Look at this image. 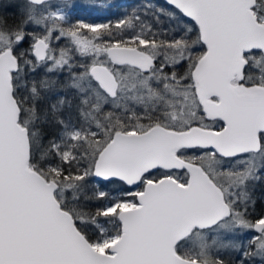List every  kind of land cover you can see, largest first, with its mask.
Listing matches in <instances>:
<instances>
[{
	"label": "snow or ice",
	"instance_id": "snow-or-ice-1",
	"mask_svg": "<svg viewBox=\"0 0 264 264\" xmlns=\"http://www.w3.org/2000/svg\"><path fill=\"white\" fill-rule=\"evenodd\" d=\"M166 2L179 37L5 5L0 264H264V0Z\"/></svg>",
	"mask_w": 264,
	"mask_h": 264
},
{
	"label": "rangeland",
	"instance_id": "rangeland-1",
	"mask_svg": "<svg viewBox=\"0 0 264 264\" xmlns=\"http://www.w3.org/2000/svg\"><path fill=\"white\" fill-rule=\"evenodd\" d=\"M12 2L14 0H0V15H3L5 5H9ZM69 3L75 5V8L65 9V12L73 23L77 20H83L86 23H110L114 25L119 19L129 18L134 14L142 17L140 10L137 9L138 5H140L139 0H83V2L78 0L69 1ZM91 5H96L97 7L92 8L90 7ZM135 23L139 24L138 21ZM136 30L139 31V27ZM82 31L88 32L87 29ZM128 34H130L129 30H125L124 35L127 36ZM73 116L75 117L76 113ZM225 167L227 168L229 165H225ZM252 235L253 233L249 232L243 237L245 245H247L248 237Z\"/></svg>",
	"mask_w": 264,
	"mask_h": 264
},
{
	"label": "trees",
	"instance_id": "trees-1",
	"mask_svg": "<svg viewBox=\"0 0 264 264\" xmlns=\"http://www.w3.org/2000/svg\"><path fill=\"white\" fill-rule=\"evenodd\" d=\"M53 3H59L61 1L58 0H52ZM83 2V0H82ZM140 5H138L137 9L140 10L143 19L152 22L153 25L155 26L154 23V18L149 15V16H145V5H151V8L153 11H155L157 8H163L166 11L169 12H173V13H177V17L179 18V20L182 22L180 24L177 23V17H172V16H164L161 15L160 16V20H161V24L158 26L164 30H166L169 35L166 37L167 39H171L173 36L175 37H179L181 35V31L180 29L183 27V23H187V24H193L190 20L185 19L181 14L178 13V11H176L175 9L171 8L170 6L166 5L165 3H163L160 0H139ZM3 15L8 19L9 23H11L13 21V15H12V11L11 9H5L4 8V12ZM113 31L116 32L117 30H115L113 28ZM88 36H92V33L90 32H85ZM124 35V33H123ZM105 40H108V37L105 36L104 37ZM181 71H183V69H181ZM40 75H42V71L38 70L37 74H36V78L39 79ZM69 99H71V96H69ZM51 101H54V96H51ZM50 101H41L40 104L38 105V107L43 111L49 104ZM66 117L68 115V111L66 110L63 113ZM71 114L73 119H75V117L73 116L75 114V109L73 108L71 110ZM40 130L41 133L44 137V143L47 144V141L49 139V137L51 135H53L55 133V128L53 127V125L51 124H41L40 126ZM193 151L195 150H189V154H191ZM37 155H39L37 153ZM89 192H91V187L89 188ZM255 198H256V205H255V213H253V215L260 213L261 211H264V182H261L259 184L256 185L255 187ZM251 211V209H250ZM235 255V254H233Z\"/></svg>",
	"mask_w": 264,
	"mask_h": 264
},
{
	"label": "water",
	"instance_id": "water-1",
	"mask_svg": "<svg viewBox=\"0 0 264 264\" xmlns=\"http://www.w3.org/2000/svg\"><path fill=\"white\" fill-rule=\"evenodd\" d=\"M58 1H61V2H62V0H58ZM69 1H78V0H68V2H69ZM160 1H162V2L165 3L166 5L170 6L171 8L175 9L174 6L167 4L166 0H160ZM175 10H176V9H175ZM176 11H178V10H176ZM181 15H182V14H181ZM184 18L187 19V20H189L187 17H184ZM191 22H192V21H191ZM192 23H194V22H192Z\"/></svg>",
	"mask_w": 264,
	"mask_h": 264
}]
</instances>
